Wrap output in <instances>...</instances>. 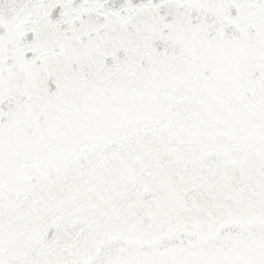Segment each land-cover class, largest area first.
I'll list each match as a JSON object with an SVG mask.
<instances>
[{
	"label": "snow or ice",
	"instance_id": "6c2138e0",
	"mask_svg": "<svg viewBox=\"0 0 264 264\" xmlns=\"http://www.w3.org/2000/svg\"><path fill=\"white\" fill-rule=\"evenodd\" d=\"M0 264H264V0H0Z\"/></svg>",
	"mask_w": 264,
	"mask_h": 264
}]
</instances>
